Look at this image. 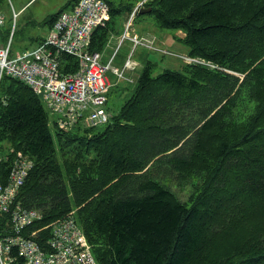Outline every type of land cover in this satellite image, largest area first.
Masks as SVG:
<instances>
[{"label": "trees", "instance_id": "trees-1", "mask_svg": "<svg viewBox=\"0 0 264 264\" xmlns=\"http://www.w3.org/2000/svg\"><path fill=\"white\" fill-rule=\"evenodd\" d=\"M104 1L109 19L93 31L91 52L106 47L114 16L135 7ZM143 7L150 11L134 20L148 15L181 32L188 55L217 68L185 64L153 75L147 61L102 130L54 134L39 97L2 76L0 182L14 157L27 155L33 167L17 201L41 213L35 228L74 211L98 264H264V0ZM60 12L45 21L49 29ZM7 37L0 32L1 42ZM61 63L75 71L71 57ZM166 179L192 186L187 202Z\"/></svg>", "mask_w": 264, "mask_h": 264}, {"label": "built area", "instance_id": "built-area-1", "mask_svg": "<svg viewBox=\"0 0 264 264\" xmlns=\"http://www.w3.org/2000/svg\"><path fill=\"white\" fill-rule=\"evenodd\" d=\"M144 2L136 5L131 19ZM12 16L15 18L17 14L13 11ZM108 19L109 6L104 0H78L70 10L58 14L46 37L31 49L12 56L11 40L0 41V79L9 76L27 85L35 95L42 97L45 110L56 117L54 126L69 131L78 125L95 128L108 123L111 116L105 105L111 84L106 72L111 70L119 80L132 82L125 72L137 67L131 59L137 46L172 55L186 64L217 68L204 60L180 58L160 49L155 38L130 35L131 21L119 41V45L125 39L132 43L131 54L121 69L111 67L113 56L104 65L102 54L91 52L89 45L93 31L104 27ZM3 25L4 18L0 14V29ZM63 55L74 60V72L61 71ZM32 167L33 161L27 155H17L6 182H0V264H98L74 211L49 225L34 227L41 213L17 201Z\"/></svg>", "mask_w": 264, "mask_h": 264}, {"label": "rangeland", "instance_id": "rangeland-1", "mask_svg": "<svg viewBox=\"0 0 264 264\" xmlns=\"http://www.w3.org/2000/svg\"><path fill=\"white\" fill-rule=\"evenodd\" d=\"M70 1L71 0H4L2 8L0 9V14L4 18V25L0 31L2 34L8 36L4 39V41H2L3 43L9 39L11 40L12 56L17 53H21L26 49H31L35 44V40L46 37L49 27L47 24H45V21L49 20L60 10H70V7L66 6V4H68ZM110 1L112 2L114 8H118L127 4L136 6L143 0ZM21 8L23 9L21 12H19ZM13 11L16 13L19 12L15 18L12 16ZM138 12L139 10L136 12V14ZM130 15L131 14H118L114 16V34L110 36L106 47L101 52V62L104 65L107 64L109 59H111L113 56L111 67L121 69L123 63L131 54L133 45L128 39H125L119 45V41L129 21H131L128 31L130 35H137V37L144 38H155L157 47L160 46L180 58H183L181 56L197 58L189 56L187 53V47L178 41V38L183 37L181 32L158 28L151 16L145 15L137 17L134 20L135 15L132 19ZM245 38H247L246 35ZM131 59L136 61L138 65L135 71L130 73L125 72V76L131 79L132 82L119 80L111 70L106 72V77L111 84V88L107 93L108 101L105 105V109L110 114V116H115L118 113L120 106L124 103L129 93L135 87L145 62L150 61L153 63V75L162 72L164 69H171L181 72L183 66L186 64L182 60L173 57L172 55H162L158 52H155L154 50L146 49L141 46H137L134 49ZM197 59L204 60L201 58ZM205 62L211 64V62ZM201 65L208 67L209 69L211 68L206 64ZM39 99L45 109L42 97H39ZM55 118L56 117L54 115H51L48 112V126L51 134H54L56 130V127L53 124ZM104 126L102 125L95 127L94 131H100L104 128ZM164 184L168 186L182 202H187L189 195L193 192L192 186L190 184L179 186L176 181H169L168 179L164 181Z\"/></svg>", "mask_w": 264, "mask_h": 264}, {"label": "water", "instance_id": "water-1", "mask_svg": "<svg viewBox=\"0 0 264 264\" xmlns=\"http://www.w3.org/2000/svg\"><path fill=\"white\" fill-rule=\"evenodd\" d=\"M150 11V9L149 8H144V7H142V8H140L139 9V13L140 14H146V13H148Z\"/></svg>", "mask_w": 264, "mask_h": 264}, {"label": "crops", "instance_id": "crops-1", "mask_svg": "<svg viewBox=\"0 0 264 264\" xmlns=\"http://www.w3.org/2000/svg\"><path fill=\"white\" fill-rule=\"evenodd\" d=\"M22 9H23V8H21V9L19 10V12H21ZM19 12H17V13H19ZM47 33H48V32H47ZM43 38H44V37H43ZM41 39H42V38H41ZM33 47H34V46H33ZM135 62H136V61H135ZM123 64H124V63H123ZM122 67H123V65H122ZM136 69H137V67L135 68V70H136ZM135 70H134V71H135ZM129 73H130V72H129Z\"/></svg>", "mask_w": 264, "mask_h": 264}]
</instances>
